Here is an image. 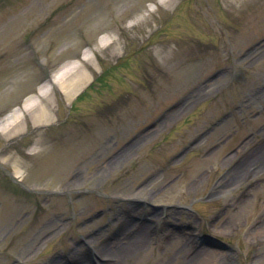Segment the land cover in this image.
<instances>
[{"label":"rangeland","instance_id":"rangeland-1","mask_svg":"<svg viewBox=\"0 0 264 264\" xmlns=\"http://www.w3.org/2000/svg\"><path fill=\"white\" fill-rule=\"evenodd\" d=\"M70 1L0 5H12L0 14V116L12 111L10 127L22 130L17 137L0 135V264H53L56 256L72 264L67 253L77 255L84 242L120 264H185L200 226L232 247L230 253L206 248L201 264H264V163L256 177L245 181L244 174L242 182L216 191L236 163L231 157L264 139V0H113L109 6L73 0L69 7ZM27 36L33 52L23 46ZM108 36L115 39L112 48L87 52ZM115 64L74 105L58 89L48 90L55 100L33 103L54 104L56 127L32 129L28 111L12 110L39 91V67L69 82L83 70L97 79ZM217 66L223 67L219 75ZM167 109L164 124L130 144L127 157L101 166ZM132 196L149 207L122 200ZM229 203V211L221 210ZM179 205L202 216L167 212ZM71 212L76 219H69ZM145 212H162L166 220L139 224ZM120 224L128 235L109 244ZM180 224L188 232H180Z\"/></svg>","mask_w":264,"mask_h":264},{"label":"bare ground","instance_id":"bare-ground-1","mask_svg":"<svg viewBox=\"0 0 264 264\" xmlns=\"http://www.w3.org/2000/svg\"><path fill=\"white\" fill-rule=\"evenodd\" d=\"M102 1H104L106 4H108L110 0H102ZM226 1L227 2L228 1L229 2H236L238 0H226ZM106 43H107V41L101 40L97 46L99 49H101ZM111 43H115V40H111V42L109 44H111ZM167 53H168V55H171L170 52H167ZM83 58L87 59L84 56H83ZM81 75H82L81 77L84 76V78H80L79 80H73V82H71V83L67 82L68 79L66 78V76H64V75L60 76L59 79L61 80V82L59 80V83L61 85V89L64 92L65 98H67L68 100L74 99V96L79 92V90H81V88L79 86L84 85V83L87 82L88 77H85L86 73L83 72ZM54 81L55 82L57 81L56 77L54 78ZM44 88H40L35 96H31L30 98L26 99L27 102L25 103V105L23 107L16 108V111L22 112L23 109L28 108L29 106H31L33 104V102L35 103V101H37V99H39L41 96H44L45 91H46V89H44ZM33 117H34L33 120H34L35 125L36 124H46V123L52 122L54 120L52 109H51V107H48V106L39 107L38 111L35 112V114H33ZM130 148H127V150H125L122 153V155L127 157ZM238 154H236V156ZM236 156L231 157V159L236 158ZM227 160H229V157L227 158ZM259 162L264 163V150H263V148L260 151H257L256 153L254 151L248 152L246 157L241 158L240 161L236 163V165L234 166V170L227 172V175L225 176L224 179H222L221 182L225 183L226 187L232 186L233 184H235L237 182H242L243 181L242 175H244V174L249 175L250 174L249 171L253 168H255L257 170L258 169L257 165H259ZM261 167L263 168L264 165L262 166V164H261ZM15 170H16V176L21 175L22 172H21L19 167H16ZM251 174L256 176L255 171L252 172ZM247 175H245V176H247ZM132 243L133 242H131V244ZM131 244H129V245H131ZM185 244L183 245V247H185ZM128 248H129L128 246L123 247L124 250H126ZM201 250H203V249H201ZM211 254H217V253L213 252ZM211 254H209V255H211ZM200 255H201L200 253L198 255H195L194 257H192V259L189 261V263H186V264H201L202 259H206L204 257H206L207 252L201 256ZM210 257H212V255ZM83 264H87V262L85 261V262H83Z\"/></svg>","mask_w":264,"mask_h":264}]
</instances>
